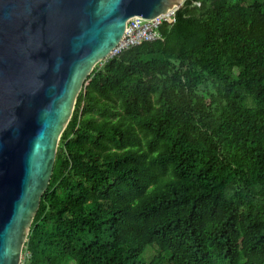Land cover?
Here are the masks:
<instances>
[{
  "label": "trees",
  "instance_id": "trees-1",
  "mask_svg": "<svg viewBox=\"0 0 264 264\" xmlns=\"http://www.w3.org/2000/svg\"><path fill=\"white\" fill-rule=\"evenodd\" d=\"M175 18L91 73L27 264H264V0Z\"/></svg>",
  "mask_w": 264,
  "mask_h": 264
},
{
  "label": "water",
  "instance_id": "water-1",
  "mask_svg": "<svg viewBox=\"0 0 264 264\" xmlns=\"http://www.w3.org/2000/svg\"><path fill=\"white\" fill-rule=\"evenodd\" d=\"M184 0H0V264H20L61 137L134 17Z\"/></svg>",
  "mask_w": 264,
  "mask_h": 264
},
{
  "label": "built area",
  "instance_id": "built-area-1",
  "mask_svg": "<svg viewBox=\"0 0 264 264\" xmlns=\"http://www.w3.org/2000/svg\"><path fill=\"white\" fill-rule=\"evenodd\" d=\"M187 0H184V3ZM200 5V3H196ZM179 9L170 10L168 13L163 14L160 17L154 19H143L140 17H134L128 22L126 33L121 43L113 51L112 56L117 55L124 49L141 44L144 41H151L160 38L159 27L164 23H174L176 18V12ZM28 253L23 252V256L20 264H27Z\"/></svg>",
  "mask_w": 264,
  "mask_h": 264
},
{
  "label": "rangeland",
  "instance_id": "rangeland-1",
  "mask_svg": "<svg viewBox=\"0 0 264 264\" xmlns=\"http://www.w3.org/2000/svg\"><path fill=\"white\" fill-rule=\"evenodd\" d=\"M100 66H103V64H99ZM148 254H149V252H148Z\"/></svg>",
  "mask_w": 264,
  "mask_h": 264
},
{
  "label": "bare ground",
  "instance_id": "bare-ground-1",
  "mask_svg": "<svg viewBox=\"0 0 264 264\" xmlns=\"http://www.w3.org/2000/svg\"><path fill=\"white\" fill-rule=\"evenodd\" d=\"M127 26H128V24H127Z\"/></svg>",
  "mask_w": 264,
  "mask_h": 264
}]
</instances>
